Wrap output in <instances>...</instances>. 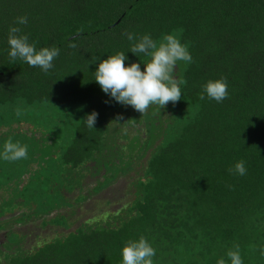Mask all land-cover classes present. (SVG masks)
Wrapping results in <instances>:
<instances>
[{
  "label": "trees",
  "instance_id": "1",
  "mask_svg": "<svg viewBox=\"0 0 264 264\" xmlns=\"http://www.w3.org/2000/svg\"><path fill=\"white\" fill-rule=\"evenodd\" d=\"M10 26L37 50L60 48L48 73L9 57ZM126 32L175 34L188 46L193 62H177L173 75L184 83L173 109L152 105L142 116L95 82L97 57L123 51L126 65L145 67L149 57L130 51ZM221 77L228 98L200 100L203 85ZM17 109L59 112L57 128L70 132L65 152L58 131ZM173 112L175 129L165 132ZM8 137L27 145L32 162L0 158V264H122L125 243L141 235L154 264H230L235 244L243 264H264V0H0V152ZM240 160L244 176L228 171ZM53 161L74 179L47 202L36 171ZM118 172L137 184L131 203L103 217L82 213ZM87 175L100 183L85 192Z\"/></svg>",
  "mask_w": 264,
  "mask_h": 264
},
{
  "label": "clouds",
  "instance_id": "2",
  "mask_svg": "<svg viewBox=\"0 0 264 264\" xmlns=\"http://www.w3.org/2000/svg\"><path fill=\"white\" fill-rule=\"evenodd\" d=\"M27 16H20L16 23L27 24ZM21 28L9 27L8 44L10 46L9 57L15 61L17 58L24 61L28 66L40 68L48 73L53 68V61L59 56L60 48L56 46L42 47L37 50L35 43L29 42V36L20 34ZM130 42H133L130 51L139 56L144 54L149 59L144 63L142 69L139 62H131L126 65L127 55L123 51L108 55L107 59H100L98 67L94 72V80L99 84L105 94L110 95L118 103L131 106L135 111L142 114L147 112L150 106L156 105L159 109H164L169 103L176 104L182 98V79H177L173 73L177 62H193V57L186 44L182 43L175 34H166L160 41L154 40L150 34L137 37L135 34L124 33ZM70 47H76L71 44ZM215 100L222 103L228 98L227 77L215 80H208L203 85L200 100ZM23 113L17 109L16 115ZM98 113L93 111L86 116L85 122L89 129L94 128ZM123 119L122 116L118 120ZM27 145H22L19 141H13L8 137L0 152V158L5 161L15 162L27 159ZM230 173L244 176L247 173L245 161L240 160L234 168H229ZM264 256V249L260 250ZM156 250L152 244L141 235L139 239H129L122 248V264H154L153 257ZM230 264H243L239 244L233 245L227 251ZM217 264H226L224 258H220Z\"/></svg>",
  "mask_w": 264,
  "mask_h": 264
},
{
  "label": "rangeland",
  "instance_id": "3",
  "mask_svg": "<svg viewBox=\"0 0 264 264\" xmlns=\"http://www.w3.org/2000/svg\"><path fill=\"white\" fill-rule=\"evenodd\" d=\"M170 106H172L171 109H173L175 104L169 103V108H170ZM22 111H24V115L22 114L21 117H24L28 121H29L30 118H32L33 119L32 120L33 123L35 121L39 122V123H44L46 125L45 127L51 128L50 129L51 132H53L55 134H57L56 131H58L59 132V136H58L57 139L59 141L61 150L63 152H65L66 147L68 145V141H69L68 137H70V132L69 133L68 132L64 133V131L62 129L59 130V128H57L58 124L55 123V121H56V116L57 115L59 116V114H60L59 112H55L54 110H49V113L47 115H45L42 112L36 111V110L33 111V110H28V109L24 110L23 109ZM175 113H177L176 109H175ZM62 114H63V112H62ZM174 117H175L174 112H173L172 115L164 117L165 125H164V127H162L163 131L167 132V131H172L173 129H175ZM67 119H70V118H67ZM168 124H171L170 128H167ZM163 144H164V142L159 143V145L157 146L156 151L153 150L152 153L155 154L158 151V149L160 148V146L163 145ZM111 151H113V147L110 148V152ZM59 157H61V156L54 157V158H59ZM28 160H30L32 162V158L31 157H27V159H25L24 163L27 162ZM149 160H150V158L148 159V163H149ZM33 164L37 165L36 162H34ZM30 165H31L30 167H34L32 164H30ZM148 168H149V165H148ZM148 168L146 167L143 170L144 174H146ZM64 169H66V168H62L61 169L58 166V162L53 161V163H50L49 166H46L45 169H40V170L36 171L37 174H38L37 177L40 176L39 178L42 179V182L46 183V185H44L43 192H47V194H48V195L47 194L45 195V198H46L47 202H50L51 200L53 201V200H56V199L59 198L58 197L59 193H57V194L55 193L58 185L61 184L62 186H65L67 188L70 187L71 183L68 182V181H72L74 178H72V175L69 176L70 172L68 171V169H66V170H64ZM8 170L11 171L10 167L8 168ZM74 184H75V182H74ZM136 185H137L136 182H133V183L129 184V187L133 188V189H136ZM43 192H41V196H40L41 198H43V195H44ZM14 242H16V241L13 240V243Z\"/></svg>",
  "mask_w": 264,
  "mask_h": 264
},
{
  "label": "flooded vegetation",
  "instance_id": "4",
  "mask_svg": "<svg viewBox=\"0 0 264 264\" xmlns=\"http://www.w3.org/2000/svg\"><path fill=\"white\" fill-rule=\"evenodd\" d=\"M123 130V129H122ZM126 130V129H125ZM129 133L134 132L133 129H128L127 130ZM142 136H146L147 133H140ZM120 143L122 144H126L127 140H123V138H120L119 140ZM128 150H125V153ZM146 151H141L140 154L142 156V158L146 155ZM136 153L134 152L133 155V159L138 161L140 160L142 162L141 158L136 159L135 155ZM146 160V159H145ZM143 160V161H145ZM145 162H143L142 166H144ZM133 174V172H132ZM129 173H123V172H118L116 174V179L113 180L109 185H104L102 187V191L100 193L97 194H92V196H90L86 202H82L83 207V211L85 215H88L89 217H94V215L98 216V217H103L104 215L106 216L107 212L110 211L112 213H116V211L126 207L128 204L131 203L132 199H134V196H132V191L134 190L133 188L129 187L130 179H129ZM102 180L101 182H103V180L105 179V177H100ZM86 184L83 185L84 186V190L85 192L89 191L90 189H92L94 187V185H96L97 179L93 178L92 176H88L86 177ZM97 182V183H96ZM100 183V182H99ZM88 201V203H87ZM80 216V215H79ZM78 217V216H77ZM36 233H41L40 230L37 231Z\"/></svg>",
  "mask_w": 264,
  "mask_h": 264
}]
</instances>
